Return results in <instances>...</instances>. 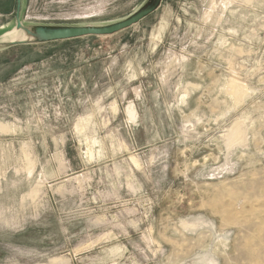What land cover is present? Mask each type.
Instances as JSON below:
<instances>
[{"label": "rangeland", "instance_id": "374dc122", "mask_svg": "<svg viewBox=\"0 0 264 264\" xmlns=\"http://www.w3.org/2000/svg\"><path fill=\"white\" fill-rule=\"evenodd\" d=\"M146 1L20 13L104 24ZM16 16L0 0L1 40ZM0 264H264V0H164L114 35L0 47Z\"/></svg>", "mask_w": 264, "mask_h": 264}, {"label": "water", "instance_id": "95a60500", "mask_svg": "<svg viewBox=\"0 0 264 264\" xmlns=\"http://www.w3.org/2000/svg\"><path fill=\"white\" fill-rule=\"evenodd\" d=\"M164 0H147L128 16L104 24H68V23H32L27 24L21 16L22 0H17L16 24L12 28L26 38L1 40L0 47H11L26 44L50 43L88 36H110L128 29L157 11ZM10 29V30H12ZM8 30V31H10ZM4 32L3 36L8 32Z\"/></svg>", "mask_w": 264, "mask_h": 264}, {"label": "bare ground", "instance_id": "6f19581e", "mask_svg": "<svg viewBox=\"0 0 264 264\" xmlns=\"http://www.w3.org/2000/svg\"><path fill=\"white\" fill-rule=\"evenodd\" d=\"M230 30V29H229ZM23 38H26V35H21V33H18L16 30H14V29H12V30H10V31H8L5 35H4V39L5 40H9V41H11V40H16V39H23ZM237 77V76H236ZM231 81V80H230ZM232 81H233V79H232ZM231 83V82H230ZM231 90H232V92L234 93V94H237V95H239V94H241V92L243 91V89H242V87H241V85H239L238 83H236V82H232L231 84ZM228 87V86H227ZM186 94V93H185ZM241 100V99H240ZM115 105V104H114ZM118 106V105H117ZM113 108V107H112ZM114 110V109H113ZM78 126V125H77ZM78 128L80 129V131H82L83 129H84V126H78ZM241 134H242V131H241V128L238 126V124H236V125H234L233 126V128L231 129V131H230V134H228V142L230 143V144H234L235 142H237L238 140H239V138L241 137ZM93 137H95V136H93ZM86 138V137H85ZM88 139V138H87ZM94 141V140H93ZM113 143V142H112ZM227 144V143H226ZM88 146H90V145H88ZM125 146V145H124ZM92 147V150H94L93 149V146H91ZM88 148V147H87ZM125 148V147H124ZM128 149V148H127ZM89 150V149H88ZM129 150V149H128ZM89 152H91V151H89ZM95 154V153H94ZM88 155V154H87ZM91 155H92V152H91ZM135 156V155H134ZM130 157H131V155H130ZM132 157H133V155H132ZM137 158V157H136ZM134 159V158H133ZM89 160H90V156H89ZM139 160V159H138ZM133 161H135V159L134 160H132L131 162H133ZM155 161V160H154ZM152 163V162H151ZM139 164V163H138ZM137 164V165H138ZM139 166V165H138Z\"/></svg>", "mask_w": 264, "mask_h": 264}, {"label": "crops", "instance_id": "0c3cea01", "mask_svg": "<svg viewBox=\"0 0 264 264\" xmlns=\"http://www.w3.org/2000/svg\"><path fill=\"white\" fill-rule=\"evenodd\" d=\"M156 45H157V42L155 44H153V49L156 48ZM133 106H134L133 104H130L128 107V113H129L130 119H134L135 114H136L135 107H133Z\"/></svg>", "mask_w": 264, "mask_h": 264}]
</instances>
